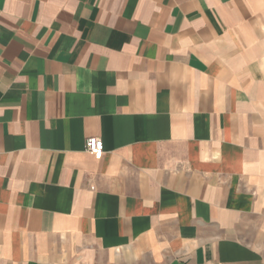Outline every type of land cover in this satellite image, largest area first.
Returning a JSON list of instances; mask_svg holds the SVG:
<instances>
[{
	"label": "crops",
	"instance_id": "crops-1",
	"mask_svg": "<svg viewBox=\"0 0 264 264\" xmlns=\"http://www.w3.org/2000/svg\"><path fill=\"white\" fill-rule=\"evenodd\" d=\"M0 264H264V0H0Z\"/></svg>",
	"mask_w": 264,
	"mask_h": 264
},
{
	"label": "built area",
	"instance_id": "built-area-1",
	"mask_svg": "<svg viewBox=\"0 0 264 264\" xmlns=\"http://www.w3.org/2000/svg\"><path fill=\"white\" fill-rule=\"evenodd\" d=\"M85 150H87L92 155L100 156L103 152V144L101 138L93 137L86 139Z\"/></svg>",
	"mask_w": 264,
	"mask_h": 264
}]
</instances>
